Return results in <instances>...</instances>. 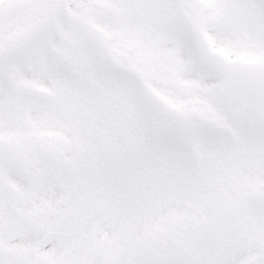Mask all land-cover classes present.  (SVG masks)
<instances>
[{"label": "snow or ice", "instance_id": "snow-or-ice-1", "mask_svg": "<svg viewBox=\"0 0 264 264\" xmlns=\"http://www.w3.org/2000/svg\"><path fill=\"white\" fill-rule=\"evenodd\" d=\"M0 264H264V0H0Z\"/></svg>", "mask_w": 264, "mask_h": 264}]
</instances>
